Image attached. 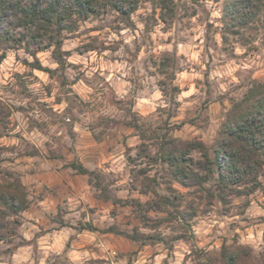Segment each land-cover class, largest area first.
<instances>
[{"label": "rangeland", "instance_id": "obj_1", "mask_svg": "<svg viewBox=\"0 0 264 264\" xmlns=\"http://www.w3.org/2000/svg\"><path fill=\"white\" fill-rule=\"evenodd\" d=\"M158 6L79 21L63 32V67L51 49L36 52L51 76L2 45L0 173L20 179L29 204L0 240V264H197L194 251L222 244L264 251V167L259 187L222 204L212 179L184 187L160 159L173 141L211 145L231 101L264 81V14L223 43L221 0Z\"/></svg>", "mask_w": 264, "mask_h": 264}, {"label": "trees", "instance_id": "obj_2", "mask_svg": "<svg viewBox=\"0 0 264 264\" xmlns=\"http://www.w3.org/2000/svg\"><path fill=\"white\" fill-rule=\"evenodd\" d=\"M140 0H0V49L4 57L5 43L20 46L32 57L26 64L48 75L55 70L44 68L36 52L51 49L58 67H63V32L75 30L79 21L112 10L128 19ZM220 36L226 43L230 35H237L260 14H264V0H221ZM172 0H158L160 10L171 9ZM2 47V48H1ZM32 47V48H31ZM135 127L137 125L135 124ZM164 150L161 160L170 169L172 178L184 187L213 181L215 197L225 204L228 196L245 195L260 186L258 176L264 167V81L252 80L242 96L232 100L220 123L211 145L201 141L172 142ZM197 152L199 158L190 153ZM77 173L92 171L81 164H70ZM167 200V198H164ZM27 192L14 173H0V240L13 234L18 224L16 216L28 207ZM99 230L91 224L86 228ZM125 235L137 241L138 235L118 232L114 227L99 230ZM159 239V238H158ZM197 264H264V251L254 254L240 244H222L218 252L194 251Z\"/></svg>", "mask_w": 264, "mask_h": 264}]
</instances>
